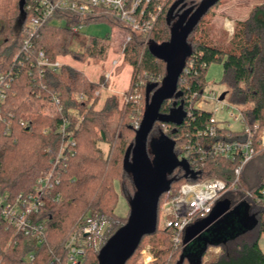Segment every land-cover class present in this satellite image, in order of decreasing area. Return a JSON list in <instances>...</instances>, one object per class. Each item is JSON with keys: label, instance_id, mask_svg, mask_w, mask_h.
Masks as SVG:
<instances>
[{"label": "trees", "instance_id": "16d2710c", "mask_svg": "<svg viewBox=\"0 0 264 264\" xmlns=\"http://www.w3.org/2000/svg\"><path fill=\"white\" fill-rule=\"evenodd\" d=\"M202 1L167 0L162 15L148 35L132 32L125 24L101 10L88 17L86 26L106 23L112 30H123L130 36V41L124 43L122 50V58L132 68L127 92L129 97L135 92L139 76L143 79L148 76L150 79L139 88L144 102L149 85L154 86L153 91L161 86L166 76V64L156 59L149 47L169 41L171 29L179 17L186 11L191 14ZM30 19L31 15L25 6L21 8V0H0V74H17L5 107V114L14 115L12 126L6 131V126L0 124V193L13 198L32 190L38 175L50 166L64 143L58 128L65 120L68 121L67 130L72 133L77 147L60 189L62 201L59 204L47 203L43 210L41 217L46 225L45 242L39 245L33 239L16 235L14 230L0 225L1 264H57V258L65 263V247L71 234L83 227L88 219L110 223L111 229L103 239L104 246L128 220L116 214L119 197L127 200L130 210V202L136 192L124 159L127 150L135 142L136 129L131 118L138 111L137 103H121L118 97L111 96L98 108L100 97L95 93L100 89V84L91 82L84 73L70 65L64 64L59 72L46 70L40 76L35 66L39 51H43L52 62L66 58L82 62L84 55L71 50L73 33L68 28L50 25L54 19L73 21L70 12L58 11L32 39L33 48L27 58L28 55L21 52ZM198 27L199 24L188 38L190 53L185 66L192 63L189 74L180 77L175 97L163 104L161 113L168 114L182 103L186 106L194 93H202L207 89L208 68L216 63L223 68L221 84L225 87L228 101L242 108L249 125L260 122L263 126L264 3L255 6L247 19L236 22L229 49L211 46L204 37L194 39L193 34L198 31ZM89 40L86 54L101 57L105 53L104 40ZM53 94L59 100L60 112L52 101ZM210 116L208 112L197 113L196 120L190 126L169 125L166 135L175 141L177 157L181 155L187 136L197 127L201 128ZM20 121L26 125L22 126ZM115 121L117 125L112 131L109 125ZM162 134L163 124L156 123L148 141L152 160L156 158L153 143ZM99 142L108 145V156L103 155L98 147ZM251 162L252 176L243 181L241 175L238 190L257 192L264 188V152L260 151L251 159L243 167L242 174ZM190 166L191 175H186L182 167L168 175L170 191L160 199L159 214L163 204L178 197L185 183L220 179L229 190L233 185L235 163L207 159L198 169L191 162ZM251 183H255V186L247 188ZM248 204L250 214L256 221L255 227L233 237L208 239L196 262H192L183 252L184 234L182 246L176 250L170 241V233L159 231L158 228L155 234L143 238L137 251L148 238L155 242L153 244L162 242L163 245L155 251L154 264H264V252L259 244L264 233V212L252 201ZM202 220L205 218L195 221ZM211 247L221 248V254L217 260L203 263ZM31 254L35 255V259L29 263L27 257ZM98 254L99 251L90 246L81 264H99Z\"/></svg>", "mask_w": 264, "mask_h": 264}, {"label": "built area", "instance_id": "2783aa9c", "mask_svg": "<svg viewBox=\"0 0 264 264\" xmlns=\"http://www.w3.org/2000/svg\"><path fill=\"white\" fill-rule=\"evenodd\" d=\"M167 0H25L26 11L31 15L29 27L26 30V39L22 47V54L30 56L33 48L32 39L39 29L44 26L58 11L70 12L73 21L54 19L50 25L66 27L74 35L86 27L88 17L98 11H104L129 27L132 32L148 35L155 27L162 15ZM228 31L233 34V28ZM130 41V36L125 43ZM18 58V57H17ZM64 63L60 60L50 61L43 51H39L36 57V68L39 75L43 76L46 70L59 72ZM118 62L113 63V69ZM192 63L184 67L183 74H189ZM106 71L105 80L110 81L114 71ZM17 74L9 72L0 74V124L6 126V131L12 126L14 115L5 114L6 102L11 91L12 82ZM181 75V76H182ZM143 82L139 81L134 94L129 97L126 93L124 103L134 101L138 103L142 96L139 88ZM103 87V86H102ZM100 97V89L95 93ZM221 95L205 89L202 93H194L185 106L186 119L184 124L190 126L196 120V114L202 112L211 113L201 128L187 136V142L182 146L180 160H185L194 165L196 169L203 165L207 159L225 160L236 164L234 169V182L230 190L226 183L220 179H206L194 183H185L178 197L162 205L158 218V230L170 233V241L176 250H179L183 242L185 230L197 219L207 218L216 203L228 192L237 191L240 186V177L243 167L253 159L260 151L264 152V125L256 122L253 125L247 123L241 107L231 104L226 99L220 100ZM81 99V97H80ZM52 101L59 107V100L53 94ZM215 106L214 110L210 109ZM228 111L227 116L219 115ZM224 117V118H223ZM25 126L24 121H20ZM141 122H137L136 130ZM68 121L58 128V133L64 139L57 156L50 166L42 171L36 178L35 184L29 193H19L13 198L6 193H0V225L6 229L14 230L16 235H23L36 241L39 245L45 242L46 225L42 219V213L47 203L59 204L62 201L63 180L68 173L70 160L76 154L77 143L71 132L67 130ZM168 124H163L164 134L169 129ZM47 132V131H46ZM190 160V162H189ZM191 169V166H190ZM192 171V170H191ZM244 199L249 203L259 205L264 212V188L257 192L245 191ZM111 228L110 223L94 219L86 220L83 227L73 232L65 247L66 262L56 259L57 264H81L90 246L100 251L103 247V239ZM221 254V248L211 247L207 253V262H213ZM35 255L27 257L29 263L33 262ZM0 260V264H1ZM156 256L150 247L142 251V259L139 264H154ZM53 264V263H52Z\"/></svg>", "mask_w": 264, "mask_h": 264}, {"label": "water", "instance_id": "95a60500", "mask_svg": "<svg viewBox=\"0 0 264 264\" xmlns=\"http://www.w3.org/2000/svg\"><path fill=\"white\" fill-rule=\"evenodd\" d=\"M220 1L203 0L191 14L189 11L184 12L173 25L170 40L162 44H152L149 47L150 53L166 64V76L157 90L153 91L154 86L152 85L147 87L145 112L140 127L136 130L134 145L127 150L124 159V165L132 176L136 192L130 202V213L126 224L120 227L99 251V264H127L138 250L143 238L153 235L157 231L160 199L163 194L170 191L171 182L168 180V175L179 167L183 168L186 175L192 174L189 163L176 156L174 140L166 134H162L153 143L156 153L155 160H152L149 155L148 141L156 123L176 126L184 124L187 114L183 103L179 107L171 109L168 114L161 113V108L177 93L179 79L190 53L189 36L202 18ZM24 6L25 0H21V8ZM225 98L226 93H223L220 100ZM227 208V203H219L210 218L198 222L186 230L184 242L193 243L197 239L204 246L209 239L206 233L211 229L213 232L221 234L222 238L236 236H232L230 232L226 234L225 228L237 222L241 216L240 210L244 211L243 208L237 211V219L233 222L228 219L225 223H217L207 229L215 218ZM255 225L256 221L251 228L243 230L240 234L253 229ZM221 231L223 233H220ZM183 260L184 257H182Z\"/></svg>", "mask_w": 264, "mask_h": 264}, {"label": "rangeland", "instance_id": "374dc122", "mask_svg": "<svg viewBox=\"0 0 264 264\" xmlns=\"http://www.w3.org/2000/svg\"><path fill=\"white\" fill-rule=\"evenodd\" d=\"M264 3V0H221L215 7H213L200 21L198 31L193 34L194 39L198 37H204L207 43L211 46L218 47L220 49H229L230 41L232 39L233 34H231L227 28L232 30L233 33L236 27V22L243 21L247 19L252 9ZM128 34L119 29H111L108 24L100 23L86 26L78 35H74L70 48L77 54L84 55V59L82 62L72 61L73 64L82 71V73L92 74L95 70L104 74L105 71H108V64H113L116 60H120V63L115 71V75H123L126 74V70L129 67V64L124 61L122 57L123 45L126 41ZM90 38H96L100 40H104L105 53L100 57L98 56H89L86 54V49L89 45ZM85 75V74H84ZM223 77V68L220 64H212L207 71L206 81L208 84L207 93L211 91L216 92L218 95H222L225 92V87L221 84V80ZM138 82L141 81L143 84L150 81L149 77L147 79H143L137 77ZM149 80V81H148ZM227 101L229 100L226 96ZM101 102L99 104H104L103 98H100ZM138 111L131 118V123L136 129L137 122H141L144 112H145V102L143 98L136 104ZM215 106H211L210 109L214 110ZM228 111H225L224 114L219 115V118L222 116H227ZM224 118V117H223ZM117 125V121L110 124L109 127L112 131L115 130ZM98 147L103 152V155L106 157L109 153V147L107 144H103L101 142L98 143ZM253 162L248 164L242 174L243 181H246L252 176L251 166ZM116 190L119 192V187L117 183L115 184ZM255 186V183H251L247 188H251ZM244 192L242 190L237 191H229L227 192L220 202L230 203L235 206V210L228 215L229 220L233 222V220L237 219V211L246 206L247 201L244 199ZM130 213L129 205L127 200L123 197H119L116 214L121 218H128ZM124 219V220H125ZM120 220V221H124ZM229 226V225H228ZM227 226V227H228ZM231 226V224H230ZM226 229V234L230 232V234H234L237 232V229ZM111 229V228H110ZM228 229V230H227ZM117 231V230H116ZM115 231V232H116ZM114 232V233H115ZM113 233V234H114ZM209 239H218L221 234H217L215 232L209 231L206 233ZM233 236V235H232ZM155 242L150 239H146L142 243V247H140V251H137L135 257L130 261V264H139L142 259V251L146 248L150 247L151 250L158 251L160 247H162V242L160 244H153ZM193 244V245H192ZM260 247L264 252V233L260 237L259 241ZM141 246V245H140ZM203 250V245L201 241L197 239L193 241V243H183V252L184 254L192 261L196 262L198 257L201 255ZM220 256V255H219ZM209 258L207 256L204 257L203 263L207 262Z\"/></svg>", "mask_w": 264, "mask_h": 264}, {"label": "crops", "instance_id": "0c3cea01", "mask_svg": "<svg viewBox=\"0 0 264 264\" xmlns=\"http://www.w3.org/2000/svg\"><path fill=\"white\" fill-rule=\"evenodd\" d=\"M120 58H122V57H120ZM72 61H73L72 59L66 58L62 62L66 65H70L71 67L81 71L80 69H78L73 64ZM116 61L118 62V65H119L120 60H116ZM117 67H115V69H113V64L112 65L108 64V69H109L108 71H110L112 69L114 71V74H113L112 78L110 79V81L105 80L104 74L106 71L104 72L103 75L101 72H99L97 70H95L92 74L84 73L85 76L91 82L100 84V98L102 96L104 103H105L106 99L111 97V96L118 97L120 102L123 103L124 97H125L126 93L128 92L129 87H130L131 77H132V68L129 66L128 69L126 70V74L118 76V75H115V71H116ZM100 102H101V100H100ZM102 106H103V104H101V105L99 104L98 108H101ZM221 200H222V198L216 203V205L213 209V212L207 218H205V220H207L208 218H210L213 215V213H214V211H215V209L219 203H224V202H220ZM227 206H228V208L226 210H224V212L220 216L215 218V220L208 226L207 229L211 228L212 226L216 225L217 223H225L228 221V219H229L228 215H230L233 212V210H235L236 208L234 205H232L230 203H227ZM243 209H244V211L240 210L241 216L237 220V222L234 223V225H231L228 227V229H231V230H233V229L238 230L237 232H235L232 235H239L243 230L251 228V226L255 223L254 217L250 214V211H249L250 207H249L248 203L246 204V206L243 207ZM202 221H204V220H202ZM198 222H201V221H195L190 226H192ZM186 230L184 232V235H186Z\"/></svg>", "mask_w": 264, "mask_h": 264}]
</instances>
